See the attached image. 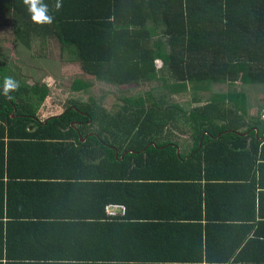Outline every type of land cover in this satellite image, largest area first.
<instances>
[{
	"label": "trees",
	"instance_id": "trees-1",
	"mask_svg": "<svg viewBox=\"0 0 264 264\" xmlns=\"http://www.w3.org/2000/svg\"><path fill=\"white\" fill-rule=\"evenodd\" d=\"M60 2L59 15L51 13L53 22L38 25L31 21L23 0H0V21L11 26L12 40L16 38L38 55H44L45 49L50 47L48 41H57L61 55H75V61L70 59V62L80 65L85 75L128 88L159 81L164 85L162 91L172 94L160 93L159 96L180 97L191 93L190 101L196 105L185 111L178 100L171 98L173 106L160 108L159 100L151 94L127 96L122 98V105L114 108V115H106L102 106L91 109L67 102L75 106L66 105L59 115L48 112L42 124L38 107L48 96L47 87L19 84L8 96L0 89V137L6 133L10 144L16 143L17 138L25 145L34 139L57 140L58 150L51 154V160L57 161L56 167L63 168L70 165L69 161L77 167L82 165L81 157H77L79 161L72 160L70 151L79 153L89 150V145H96L102 153L92 150L90 167L117 169L121 173L117 177L123 181L202 178L246 181L247 194L254 200V187H262L264 174V113L258 111L256 120L250 121L245 93L233 88L225 93L210 89L213 84L236 83L264 87V0ZM71 9L79 12L70 13ZM156 61L161 64L157 65ZM4 79L0 65V87ZM79 83L75 81L71 87L79 88ZM197 93L206 95L205 103L197 99ZM14 99H18V103ZM107 119L127 121L128 130L133 131L117 159L105 147L100 132L84 143L79 140V136L87 134L84 130L91 129L84 126L85 123L99 122L100 125ZM178 121L184 122L191 132L193 147L189 159L176 155L177 145L156 142L168 122L175 125ZM72 122L80 126L72 128ZM129 134L125 132L122 136ZM68 139L75 140L80 146L78 151L63 142ZM31 159L34 160L33 155H17V160L25 161L26 166H30ZM145 169L182 170L184 175L137 172ZM201 170L205 171L204 177L191 175L201 174ZM211 171H218L219 175L210 176ZM228 172H232L231 177L226 175ZM241 173L245 174L239 175ZM255 234L246 243L247 249L264 248V242L257 236L261 235ZM245 264H264V259L259 254L250 255Z\"/></svg>",
	"mask_w": 264,
	"mask_h": 264
},
{
	"label": "crops",
	"instance_id": "crops-1",
	"mask_svg": "<svg viewBox=\"0 0 264 264\" xmlns=\"http://www.w3.org/2000/svg\"><path fill=\"white\" fill-rule=\"evenodd\" d=\"M46 1L50 3V14L59 15L61 11L54 10L56 0H45V4ZM73 94L80 97L69 102L86 104L84 93ZM100 100L109 108L108 115H114L111 109L123 104V100ZM46 105L55 107L52 100ZM58 106L64 105L58 102ZM38 119L42 122L39 115ZM128 123L109 119L100 125L87 122L84 126L91 129L84 130L87 134L79 136V140L84 143L100 132L105 147L117 159L132 138ZM180 124L184 122H168L156 142L177 145L176 155L189 159L193 141L186 134L191 132L185 126L183 130L177 129ZM71 126L80 125L72 122ZM125 132L129 136H122ZM177 133L188 139H180ZM10 142L6 133L0 137V264H245L250 255L257 254L264 259L263 247L246 248L256 232L264 242V174L262 187H254L251 201L246 181H123L117 177L121 175L117 169L90 167L92 150L102 153L96 145L79 153L70 151L72 160L79 161L77 157H81L82 165L77 167L69 161L70 165L63 168L56 167L57 161L51 160V154L58 150L57 140L34 139L28 145L17 138L16 143ZM63 142L79 150L75 140ZM21 153L34 156L30 166L17 160ZM137 172L184 175L182 170ZM191 175L204 177L205 171ZM209 175L219 173L211 171ZM226 175L231 177L232 172ZM108 204H123L125 213L113 208L116 214H110Z\"/></svg>",
	"mask_w": 264,
	"mask_h": 264
},
{
	"label": "rangeland",
	"instance_id": "rangeland-1",
	"mask_svg": "<svg viewBox=\"0 0 264 264\" xmlns=\"http://www.w3.org/2000/svg\"><path fill=\"white\" fill-rule=\"evenodd\" d=\"M0 24H5L0 21ZM11 38V26L5 24L0 26V54L6 55L7 59L10 58V54L14 52V55L16 57H13L12 62H16L20 66L22 71L19 72H13V79L20 83V79H23V83L28 85H34L35 83H44L48 86L49 90H53V94L55 93H63L67 89H69L71 81L73 79H83L86 81H89L91 86L95 88V92L98 93L97 90H114L119 89L115 86L105 82L100 81L95 77L87 76L85 74H82L79 70L80 65L77 63L70 62L75 61L76 56H69L63 53L64 55H61L57 41L51 43L48 41V44H50V47L48 49H45L44 55L42 56H36L31 54L27 49H25L23 46H21L20 43H13L10 39ZM64 52V49H62ZM69 56V57H68ZM64 59V62H63ZM10 62V59H9ZM63 62V63H62ZM16 66V67H17ZM20 78V79H19ZM162 83L159 81H150L146 83H141L139 85H136L134 87L128 88L127 86L122 87L123 90L125 88L129 89L127 90V93H131L133 97H136L138 95L142 94H151L153 98L157 99V104L160 108H169L173 106L174 104L171 101V98L175 100V102H180L182 108L187 111L190 110V108L195 106L196 104L192 103L190 100L192 99V94L189 93L185 96L182 94L180 97H173V96H159L158 94L164 93L162 90H156V89H164L162 88ZM235 89L236 91L245 93V97L247 100V103L249 105V114H251V117H248L250 121H255L258 111L264 113V87L262 85H240V83H236L233 85L228 84H213L211 85V92H221L225 93L227 90ZM172 89H176V87H173ZM121 90V89H120ZM120 93H125L124 91H121ZM126 97V95L121 96ZM53 103L55 104V107L51 109L48 105H46V102H43V107L38 111V114L40 115L39 118L43 119L46 115H48V112H56L59 113L63 110L64 107H59L58 103L55 102L56 99L60 98L59 95H54L53 97ZM161 99V100H160ZM197 99L201 100L200 102L205 103L206 101V95L197 93ZM115 109H111L112 113H114ZM263 117V115H262ZM181 122V121H178ZM177 129L183 130L185 129L183 124H180L177 126ZM178 134V133H177ZM180 137H184V139H188V136H190V133H187L185 136L180 134ZM190 138V137H189ZM182 139V138H180Z\"/></svg>",
	"mask_w": 264,
	"mask_h": 264
},
{
	"label": "flooded vegetation",
	"instance_id": "flooded-vegetation-1",
	"mask_svg": "<svg viewBox=\"0 0 264 264\" xmlns=\"http://www.w3.org/2000/svg\"><path fill=\"white\" fill-rule=\"evenodd\" d=\"M0 26H2L1 24H0ZM10 39H12V38H10ZM13 43H15V42H17V43H20L16 38H14V40H11ZM22 46V45H21ZM24 47V46H23ZM25 49H27L26 47H24ZM31 54H33V55H35V57L36 56H42V55H38V54H36V52L34 51V50H32V49H27ZM13 57H16V55H14V52H12L11 54H10V62H9V59H7V56L6 55H3V54H0V65L1 66H3V70H4V75H5V77H13V72H12V70L14 71V72H19V73H21V71H22V69H21V67L20 66H17V65H19L18 63H16L15 61L14 62H12V59H14ZM17 58V57H16ZM17 66V67H16ZM79 70H80V68H79ZM80 72L82 73V74H84L81 70H80ZM88 76V75H87ZM20 79V78H19ZM23 79H20V83H18V84H25V83H23V81H22ZM75 81H79L80 83L78 84L80 87L79 88H72L71 87V85H72V83L73 82H75ZM35 84H39V83H35ZM41 84V83H40ZM42 84H44V83H42ZM25 85H28V84H25ZM46 87H47V89H48V96H46L45 97V99H44V101L45 102H49V100H53V96L54 95H59V97L60 98H58V99H56L55 100V102H60V105H64V106H62V107H64L65 108V106L67 105L68 107H70V108H72L73 106H75V105H71L70 104V106L68 105L70 102H69V100L70 99H72V98H78V97H80V96H76L75 94H73V93H77V92H80V93H84L85 94V96H84V101H85V105L86 106H89V107H91V109H96V107L98 106H102V108L104 109V113L107 115L108 114V112H110V110H109V108L108 107H105L104 105H103V103H102V101L100 100L101 98H106L107 99V101H109V100H122V97L121 96H123V95H126V97L127 96H130V97H133L132 95H131V93H127V90H129L128 88L126 89L125 88V90H123L122 89V87H116V88H119V89H121V90H123V92L125 91L126 92V94L125 93H113V92H110V90H97L98 91V93H101L102 95L104 94V96H102V97H100V96H98L97 94L98 93H96L95 92V88L93 87V86H91V84H90V82L89 81H86V80H83V79H78V78H76V79H73L72 81H71V84H70V87H69V89H67L66 91H64L63 93H55L54 95H52L54 92H53V90H49V88H48V86L46 85V84H44ZM112 85V84H111ZM28 86H32V85H28ZM0 89H3V86H1L0 87ZM156 90H162V89H156ZM168 93H171L170 91L168 92ZM125 97V98H126ZM124 98V97H123ZM15 100V102L16 103H18V99H14ZM67 102H69V103H67ZM54 104V103H53ZM83 104V103H82ZM84 105V104H83ZM41 106H43V103H41L40 105H39V107H38V110H40V107ZM99 107V108H100ZM64 108H63V110L62 111H60L59 113H55V115H59L60 113H62L63 111H64ZM89 111H91V110H89ZM85 115H87L86 113H84ZM39 115V114H38ZM40 116V115H39Z\"/></svg>",
	"mask_w": 264,
	"mask_h": 264
},
{
	"label": "clouds",
	"instance_id": "clouds-1",
	"mask_svg": "<svg viewBox=\"0 0 264 264\" xmlns=\"http://www.w3.org/2000/svg\"><path fill=\"white\" fill-rule=\"evenodd\" d=\"M23 5L26 6L27 12L30 14L31 21L38 25L51 24L54 17L50 14V8L48 4H45L43 0H23ZM60 0H56L54 10L59 11L61 8ZM157 65H160V61H156ZM19 87L17 81L12 77H5L3 82V95L8 96L10 91H14Z\"/></svg>",
	"mask_w": 264,
	"mask_h": 264
},
{
	"label": "built area",
	"instance_id": "built-area-1",
	"mask_svg": "<svg viewBox=\"0 0 264 264\" xmlns=\"http://www.w3.org/2000/svg\"><path fill=\"white\" fill-rule=\"evenodd\" d=\"M113 208L119 209L120 213H125V206L123 204H108L107 205V211L110 214H116V212L113 210Z\"/></svg>",
	"mask_w": 264,
	"mask_h": 264
},
{
	"label": "water",
	"instance_id": "water-1",
	"mask_svg": "<svg viewBox=\"0 0 264 264\" xmlns=\"http://www.w3.org/2000/svg\"><path fill=\"white\" fill-rule=\"evenodd\" d=\"M263 119H264V117H263ZM257 133H258V131H256V135H257ZM264 136V135H263Z\"/></svg>",
	"mask_w": 264,
	"mask_h": 264
}]
</instances>
